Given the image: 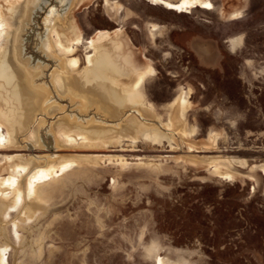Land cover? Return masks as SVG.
I'll return each mask as SVG.
<instances>
[{"label":"rangeland","instance_id":"obj_1","mask_svg":"<svg viewBox=\"0 0 264 264\" xmlns=\"http://www.w3.org/2000/svg\"><path fill=\"white\" fill-rule=\"evenodd\" d=\"M205 1L183 13L153 0L72 4L68 21L80 42L67 57L47 60L45 22L60 5L31 20L23 8L35 10L41 0H0L3 67L15 48L19 64L46 65L30 85L56 104L50 114L43 105L22 131H13L0 109V264H264V0ZM118 38L132 57L121 51L107 61H127L122 74H132V62L148 67L139 87L154 112L148 123L165 135L159 141L134 133L116 144L91 140L64 122L147 123L137 109L116 106L111 114L85 98L93 97L84 86L93 70L110 90L97 48L112 54ZM15 67L10 71L20 72ZM54 70L64 93L55 88ZM179 97L190 106L171 132ZM50 155L83 162L57 171Z\"/></svg>","mask_w":264,"mask_h":264},{"label":"bare ground","instance_id":"obj_2","mask_svg":"<svg viewBox=\"0 0 264 264\" xmlns=\"http://www.w3.org/2000/svg\"><path fill=\"white\" fill-rule=\"evenodd\" d=\"M6 1H9V0H6ZM12 1L21 2V0H12ZM41 1L43 2L42 5H44V6L48 5V3H49L48 0H41ZM82 1L83 0H73V1L72 0H57L58 5H60V9H51L49 11V13H48L49 19L48 20L46 19L45 33H44V36H43L42 41H41V50L44 53V55L46 56L47 60H51L52 56L57 55L56 53H58L61 57H67L69 54H71L74 51L75 45L80 42L81 36H80V34L78 36V34H76V32H75L76 24L74 23V21L72 22V20L68 21L67 11L70 8V5H72V4L75 5V6H73V8H70V9H75L74 7H76V4L78 6H80L79 4ZM153 1H156L157 3L158 2L164 3L168 7H170L171 9L177 10V12H179V13H183L184 9H186V8H189V10L193 9L195 7L194 5L196 3V0H179L176 2H172L170 0H153ZM202 1H203V3H206L205 0H202ZM23 9L25 10V17L24 18L28 19L29 16L27 14V12H28L27 4L25 5V7ZM1 10H2V6H0V11ZM15 11H17V10L11 9V12H8L11 15L14 14L13 15L14 17H12L13 19H15L16 18L15 16H17V15H15L16 14ZM13 23H15V21ZM4 32H5V30H3V31L0 30V41L2 38H4V37H2L4 35ZM8 34H10V33H7V35ZM101 36H99V37L102 38ZM117 36L119 37V35H117ZM12 38H13V36H12ZM107 39L109 41H111L110 38H107ZM116 40L118 41L119 38ZM121 40H122V38H121ZM96 41H98V40L95 39V42ZM112 41L116 42L115 40H112ZM98 43H99V41H98ZM9 47H11L10 44H9ZM96 47H99V44L96 45ZM125 47H126V44L118 41L117 45L114 46V48L111 51L112 54H110V52H107L106 50H104V53L102 54L101 53L102 48H97V50L99 49V57H103L100 59H104L103 62L105 65H103L102 60H101V63L100 62L99 63H100V66L103 65V67L105 69L103 74L105 76H107V78L109 80L108 83H109L110 90H108L105 87L100 85L98 78H101V75H99L98 72L96 73V71H94V70L91 72L89 71L90 73H87V74H90V78H87V77L85 78L84 86H87L88 89L92 88L90 90L93 93V97H85V98L90 103H94L97 101L101 108H103L104 110H106L108 112L110 111L111 114H113L112 112L114 109L116 110V108H115L116 106H117V108L119 107L121 109L126 108V107L137 109L145 116V120L147 121V123H143V122L139 121L138 118H135V117H132V118L129 117V119H127V121H125L121 125L119 124V125H115V126H111L109 124L100 122L96 118H91L90 121L88 122L89 124H87V126H85L83 123L78 122L77 120H73L71 118L66 119L64 122L68 126H72L73 124H75L77 127V132L85 133L87 136L86 138L91 139V140L103 139V140H105V142H110V143L116 144V141L120 143V142H122L124 140H128L130 138L134 140L136 138L133 136H134V134H136V135H142L143 137L148 138L149 140L152 139L153 141H159L165 135L163 134L161 129H158L155 126L156 123L155 124L148 123V122H152V120H149V119H150V117H152L154 112L152 111V109H150L149 107H147L144 104V101H143L144 98H143L142 92H141L140 87H139V85L142 83V81L145 77V70L148 67H146V69L143 70L142 67L138 63L131 61L132 62L131 66L134 67L132 74L129 73L130 70H129V72H127V73L123 72V74H122V73H120L121 71L119 72L118 67L122 66V64L126 65V67H129L127 61H124L123 63H121V65H120V63L118 64L117 63L118 61L116 62L115 60L114 61H111V60L107 61V60H109V59H107L108 55L113 56V54H114V56L116 57L117 54H119L121 51L124 52L129 57H132L129 54L130 52L127 51L131 47H129L127 50H125ZM14 51L16 53L15 55L17 58L14 57L12 59V63H10V65L8 67H6V65H5V68L3 66H4V63L7 61H4V63L1 62L2 56L0 55V69H1V71H0V109L2 111V115L5 118H7L9 121L8 126L13 131H17V130L22 131L23 129H25V127H27L29 125V123H30V121H32V119L34 121L36 112L44 110V108L42 107L43 105L46 106L45 110L50 114L51 112H53L55 110L54 107L56 104L50 103V101H51L50 97L48 95H46V93L42 92L39 88H36L35 85H33V84L30 85V83H31L30 79L32 80V76L39 77L40 73L43 70H45L47 66L45 65V67H44V66H42V64H37V66H35L37 69H33V68L31 69L28 66L29 63L27 65L19 64L20 50L18 48H15ZM11 53H13V52H11ZM6 54H8V53H6ZM6 58H8V57H6ZM66 59H68V58H66ZM116 60H118V59H116ZM93 62H95V61H93ZM15 65L20 69V72L10 71V69L12 67L14 69L16 68ZM72 65L73 64H71L69 61V67L70 68L74 66V65L73 66ZM98 66L99 65L97 64V67ZM101 67H99V68H101ZM111 69H115L117 72H114ZM71 70L73 71V69H71ZM72 71H70V72H72ZM84 73L86 75V72H84ZM51 78L54 82L56 90L58 92L64 93V82H63L61 76L59 75V72L54 70L52 75H51ZM103 80H105V78H103ZM43 87L49 88V86L47 84H44ZM119 87L121 88V90L118 89ZM188 106H190V105L187 103V101L183 97H179L178 100L174 103V105H173V114L174 115L173 116H174L175 124L173 122V126H172L173 129L171 130V132L173 130H176V128H175L176 126L178 127L180 125L179 123L181 122V120L179 118L185 120L184 114L186 113V110L189 108ZM132 113H134V112H132ZM111 114H109V116H111ZM181 125H182V122H181ZM166 129L169 130L168 128H166ZM178 129H179V127H178ZM168 132L170 133V131H168ZM181 135H182V133H181ZM177 137H179V136H177ZM33 138H35V139L37 138V133H33L32 139ZM172 139H174V138H172ZM178 139H177V143L179 141ZM38 141H39V136H38ZM192 148H193V146H192ZM68 161L83 162V160L79 159V158L64 159L63 157H60L57 155H55V156L50 155L48 158L49 167H53V169H55L57 171H59L60 169L62 170V168L65 167L69 163ZM29 163H31L32 165H35V163H37V162H35V160H32V161H29ZM38 169H40V168H38ZM30 171H32V170H30ZM36 173H34V174H36ZM32 179H34V178H32ZM3 182H4V180L0 179V189L3 188V184H4ZM12 182H14V181H12ZM22 184H23V182H22ZM21 186H24V185H21ZM17 191H18V189H17Z\"/></svg>","mask_w":264,"mask_h":264},{"label":"water","instance_id":"obj_3","mask_svg":"<svg viewBox=\"0 0 264 264\" xmlns=\"http://www.w3.org/2000/svg\"><path fill=\"white\" fill-rule=\"evenodd\" d=\"M57 2L55 1V0H50V2L48 3L49 5L48 6H45L44 7V5H40V7L39 8H37V9H35V10H31V11H29L28 13L30 14V19L32 20V19H34L35 18V16L38 14V13H42L43 15H46L47 14V12H48V10H49V8L52 6V4L54 5V4H56ZM41 26H43L41 23H39ZM27 25V24H26ZM41 26L40 27H35L34 29H33V31H32V33H31V36L33 37L34 35H36L37 34V32L38 31H40V30H42V28H41ZM25 28H26V26H25V24H24V29H23V32L25 31ZM22 32V33H23Z\"/></svg>","mask_w":264,"mask_h":264},{"label":"crops","instance_id":"obj_4","mask_svg":"<svg viewBox=\"0 0 264 264\" xmlns=\"http://www.w3.org/2000/svg\"><path fill=\"white\" fill-rule=\"evenodd\" d=\"M200 45H203V47L208 46L211 49V44L210 43H199V44H197V47H199ZM213 55L214 54L212 53L211 56H213ZM203 59H204V62H214L216 60L215 57H203Z\"/></svg>","mask_w":264,"mask_h":264}]
</instances>
